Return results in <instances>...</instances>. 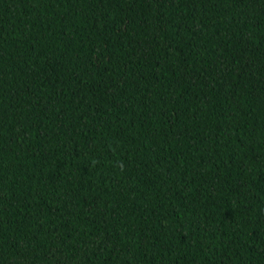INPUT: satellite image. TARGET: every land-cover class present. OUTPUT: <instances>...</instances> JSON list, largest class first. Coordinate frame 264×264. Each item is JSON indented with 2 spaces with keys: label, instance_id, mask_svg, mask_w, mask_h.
Instances as JSON below:
<instances>
[{
  "label": "trees",
  "instance_id": "obj_1",
  "mask_svg": "<svg viewBox=\"0 0 264 264\" xmlns=\"http://www.w3.org/2000/svg\"><path fill=\"white\" fill-rule=\"evenodd\" d=\"M0 264H264V0H0Z\"/></svg>",
  "mask_w": 264,
  "mask_h": 264
}]
</instances>
